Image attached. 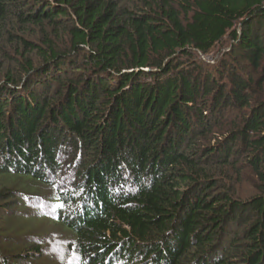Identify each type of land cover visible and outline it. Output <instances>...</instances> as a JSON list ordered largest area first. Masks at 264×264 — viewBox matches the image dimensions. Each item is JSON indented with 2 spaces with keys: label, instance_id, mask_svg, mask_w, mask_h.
Segmentation results:
<instances>
[{
  "label": "trees",
  "instance_id": "1",
  "mask_svg": "<svg viewBox=\"0 0 264 264\" xmlns=\"http://www.w3.org/2000/svg\"><path fill=\"white\" fill-rule=\"evenodd\" d=\"M263 29L264 0H0V202L73 157L79 264H264Z\"/></svg>",
  "mask_w": 264,
  "mask_h": 264
},
{
  "label": "rangeland",
  "instance_id": "2",
  "mask_svg": "<svg viewBox=\"0 0 264 264\" xmlns=\"http://www.w3.org/2000/svg\"><path fill=\"white\" fill-rule=\"evenodd\" d=\"M234 55L229 46L218 45L210 54L193 59L196 64L193 65L197 68L195 73L199 72L198 77L203 79L210 70L222 71L224 63L227 66L234 63ZM240 66L248 76L253 77L244 62H241ZM221 79L225 81V75ZM224 120L227 122L222 126L228 127L229 121L226 118ZM56 161L62 169L55 171L48 179L49 185H53L50 186L54 189L30 186L23 189V185L14 186L15 189L12 190L14 193L9 194L5 200L7 204L0 202V264H79L72 252L73 235L61 228L59 223L54 225L51 221L57 214L53 190L71 192L70 189H73L77 182L76 171L79 163L73 157L64 156H60ZM240 179L239 193L242 198L252 196L254 194L252 176L247 171H242ZM13 182L14 180L7 181L0 177V192L4 186L9 185L12 188ZM131 191L132 189H129V192ZM78 204L65 206L66 213H71L80 205Z\"/></svg>",
  "mask_w": 264,
  "mask_h": 264
}]
</instances>
